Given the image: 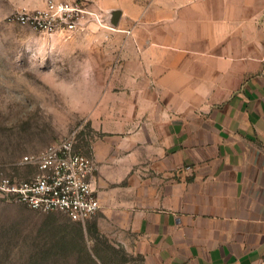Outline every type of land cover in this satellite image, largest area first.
<instances>
[{
    "label": "crops",
    "instance_id": "0c3cea01",
    "mask_svg": "<svg viewBox=\"0 0 264 264\" xmlns=\"http://www.w3.org/2000/svg\"><path fill=\"white\" fill-rule=\"evenodd\" d=\"M120 5L131 36L84 38L94 228L151 264H264V0Z\"/></svg>",
    "mask_w": 264,
    "mask_h": 264
},
{
    "label": "rangeland",
    "instance_id": "374dc122",
    "mask_svg": "<svg viewBox=\"0 0 264 264\" xmlns=\"http://www.w3.org/2000/svg\"><path fill=\"white\" fill-rule=\"evenodd\" d=\"M47 1L0 0V175L11 180L36 175L35 166L21 164L23 157L37 155L75 131L76 149L93 158L94 135L84 112L95 108L103 89L98 88L97 70L90 67L96 54H84V38L87 33L105 40L132 35L131 28L121 27L122 16L118 26L110 24L112 11L125 7H108L114 0H78L113 29L86 15L85 28L68 40L15 20L18 12L41 9ZM109 81L105 74L103 83ZM96 214L74 222L62 212L32 209L0 191V264H151L112 230L98 232Z\"/></svg>",
    "mask_w": 264,
    "mask_h": 264
},
{
    "label": "built area",
    "instance_id": "2783aa9c",
    "mask_svg": "<svg viewBox=\"0 0 264 264\" xmlns=\"http://www.w3.org/2000/svg\"><path fill=\"white\" fill-rule=\"evenodd\" d=\"M86 15L93 16L102 27L113 29L103 22L101 14L83 9L78 0H48L43 8L18 12L14 17L21 25L68 40L85 28ZM260 24L264 30V15ZM76 142L75 131L37 155L24 156L21 164L35 166L36 175L28 180H11L0 175V191L32 209L62 212L74 222H86L101 208L93 179L96 163L76 149Z\"/></svg>",
    "mask_w": 264,
    "mask_h": 264
},
{
    "label": "water",
    "instance_id": "95a60500",
    "mask_svg": "<svg viewBox=\"0 0 264 264\" xmlns=\"http://www.w3.org/2000/svg\"><path fill=\"white\" fill-rule=\"evenodd\" d=\"M121 16H122L121 10H113L110 24L114 27L118 26Z\"/></svg>",
    "mask_w": 264,
    "mask_h": 264
}]
</instances>
